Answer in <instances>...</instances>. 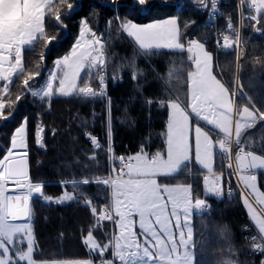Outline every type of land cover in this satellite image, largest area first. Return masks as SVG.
I'll list each match as a JSON object with an SVG mask.
<instances>
[{"label": "trees", "instance_id": "obj_1", "mask_svg": "<svg viewBox=\"0 0 264 264\" xmlns=\"http://www.w3.org/2000/svg\"><path fill=\"white\" fill-rule=\"evenodd\" d=\"M132 1L117 0L115 2L118 6L113 7L104 6L98 0H67L63 5L57 4L56 0L54 5L60 8L63 14L62 24L66 29L56 26L58 22L54 16L50 20L46 17L45 32L48 40L38 39L34 42V48L30 46L24 50L23 63L26 70L42 72V69L36 67L37 63L44 65V59H40L41 54L45 63L52 66L57 58L68 55L79 37L81 21L86 20L88 27L105 42L104 67L107 75L104 67L99 74L105 76L108 86L106 97L54 95L50 101L42 102L39 97L24 94L23 75L19 79L15 77L10 88L13 101L17 95L22 98L15 104L13 115L7 121L0 120V153L10 147L14 129L26 117L28 170L32 182L42 185L45 196L56 198L67 192L74 197L73 201H65L63 204L49 203L43 198L31 199L30 224L36 242V262L92 260L94 264H99L100 257L82 242L83 236L87 234L85 230L94 222V217L90 211L91 205L85 206L79 197L83 194L101 208L111 196V190L107 186L95 182L98 177L108 176L111 169L107 152L109 139L106 134L109 120L110 144L117 157L135 155L142 147L149 153H155L166 148L164 133L169 108L165 104L176 97H181L186 102L187 73L191 71L193 64L188 60L185 37L190 32H200L196 24V19L199 18L196 7L187 1H183L179 7L180 0H146L150 11L141 13L133 11ZM67 4H72L73 8L80 7L68 17L72 10ZM226 11L221 20V30L228 29L230 38L235 40L239 35L240 23L235 1ZM244 11L250 13L247 8ZM170 15L179 17L184 49L155 50L144 55L126 33L118 29L122 21L143 23ZM110 21L113 23H109ZM229 21L233 23L235 31L228 28ZM259 21L255 23L249 18L244 20L242 43L246 49V59L240 65L239 80L249 101L257 110L264 111V13L260 15ZM201 34L204 35L205 32ZM53 37L60 43L53 40L50 43ZM213 40L214 36L205 46L213 56V70L232 88L238 72V46L233 44L231 49L223 48L216 53ZM87 72L83 74L79 86L89 83L96 88L98 76L92 78L87 76ZM42 80L43 77H34L30 83L40 85ZM239 101L240 97L237 102ZM7 111L12 109H6ZM37 125H42L44 129L43 147L36 143ZM201 126H205V123ZM86 133L97 136L102 147L95 148L89 143ZM252 138H264V122H257L247 131L243 141ZM218 158L217 171L225 173L226 163L220 154ZM113 165L119 171L118 162ZM189 168L187 165L178 176L161 177L158 183L172 186L188 184L192 187L194 201L196 198L204 200L202 178L181 175ZM259 177L264 187L262 177ZM227 178L231 197L223 195L220 200L208 197L205 199L208 210L194 213L191 218L195 262L226 264L233 260L235 264H260L264 255L252 252L249 234L243 230L244 225L251 223L247 207L243 203L246 195L233 176ZM85 179L93 182L84 184L82 182ZM102 223L105 229L117 235L114 226L106 221ZM103 231L104 229H100L94 233L97 239H104ZM106 255L111 258L112 252ZM144 260L152 264L149 258L144 257Z\"/></svg>", "mask_w": 264, "mask_h": 264}, {"label": "snow or ice", "instance_id": "obj_2", "mask_svg": "<svg viewBox=\"0 0 264 264\" xmlns=\"http://www.w3.org/2000/svg\"><path fill=\"white\" fill-rule=\"evenodd\" d=\"M199 2L205 5V0ZM209 2L215 8L216 0ZM240 2L244 4L245 0ZM66 3L67 0H57L59 5ZM250 6L260 12L264 8V0H251ZM67 7L74 11L72 4H67ZM145 10L150 11L146 0H134V12ZM46 12L47 18L50 20L54 16L58 22L56 26L63 30V14L60 8L54 5L53 0H0V120L7 121L13 115L15 104L22 98L17 95L14 101L11 99L13 77L19 79L23 75L24 94L39 97L42 102L50 101L57 94L64 97L75 94L83 98L105 95V76L99 74L105 64V49L100 37L88 27L86 20L81 21L79 39L74 42L70 55L54 61L53 68L47 70L42 86L30 83L34 77L40 76L41 72L26 70L23 52L25 46L34 48V42L38 39L48 40L45 32ZM251 19L255 21L257 17L252 16ZM228 28L235 31L231 21ZM118 29L133 38L144 55L150 54L154 49L171 50L185 47L180 42L183 34L174 18L160 19L143 25L126 20L118 25ZM52 39L55 43H60L54 37ZM239 43L238 35L235 40L229 35L223 36L224 49H231L233 44ZM187 52L190 54L188 60L194 65V70L187 73L190 98L185 102L181 97H176L165 104L170 109L164 133L166 151L149 153L142 147L135 155L114 157L120 162L119 171L113 168L115 176L110 173L106 177H98L95 181L111 189V196L103 207L98 208L83 194L79 197L85 206L91 205L90 211L94 217V222L85 230L87 234L83 236L82 242L100 257L99 264H117V261L129 264V256L139 259L140 264H148L144 257L149 258L152 264H196L193 228L188 223L190 209L193 207L192 189L182 184L172 186L158 183L157 178L179 174L194 156L195 163L215 177L209 191L220 195V189L215 185L221 177L213 172L214 149L217 145L221 153L228 152L231 146L235 145L234 164L238 173L237 180L243 184L248 194L255 198L257 204L264 205V192L258 188V176L255 171L264 170V146H259L258 152L242 140L246 129L264 121V111L254 108L250 110V107L246 106L242 111L235 110L239 118L234 120V101L230 99L229 89L213 74L212 54L206 50L204 43L194 39L188 40ZM40 59H44L43 54ZM36 67L43 69L45 66L37 63ZM85 69L88 70L87 76H98L96 88L89 83L78 86V81L82 80L81 73ZM56 81L58 86L54 87ZM6 109L12 111L6 112ZM193 116L196 118L195 122ZM200 121L205 122V126H201ZM27 123L25 117L14 129L10 147L0 153V264H37L34 259L36 242L32 225L10 221L31 218L29 201L33 193L40 194L49 203L53 202V198L43 195L42 185L32 182L29 175ZM43 131V126L37 125L36 143L41 147L44 146ZM221 133L223 138H218ZM106 134L110 141V120ZM86 135L95 148L102 147L95 136L90 133ZM16 149L25 151L16 153L13 151ZM108 150L112 151L110 143ZM228 168L232 169L233 164L230 163ZM204 179L207 181L208 177L205 176ZM10 181L18 189L26 191L21 195H8L7 185ZM92 182L85 179L82 183ZM73 199L72 194L66 192L54 202L63 204ZM243 203L258 225L259 236L251 238L254 251L264 255V219L257 215L247 196ZM194 206L202 212L208 210L203 199L196 198ZM173 218L175 227L180 229L178 241L173 234ZM105 221L118 229L119 234L105 229L102 223ZM137 227L139 232L136 231ZM100 229H104L103 240L97 239L94 234ZM183 229H187V232ZM141 236L144 238L143 247L139 243ZM141 247L142 252L126 251L131 248L140 250ZM110 251L111 258L106 255ZM137 259H133L131 264H137ZM79 264H94V261L87 260ZM226 264H235V261L229 260ZM260 264H264V259Z\"/></svg>", "mask_w": 264, "mask_h": 264}, {"label": "crops", "instance_id": "obj_3", "mask_svg": "<svg viewBox=\"0 0 264 264\" xmlns=\"http://www.w3.org/2000/svg\"><path fill=\"white\" fill-rule=\"evenodd\" d=\"M56 0H53V3L55 2ZM46 17H47V12H46ZM45 22H46V20H45ZM28 47H30V46H28ZM27 47V48H28ZM27 48H25V49H27ZM24 49V50H25ZM190 55V54H189ZM213 68H214V64H213ZM192 70H194V65H193V68L191 69V71ZM213 74L214 75H216V72L213 70ZM217 78L218 79H220L221 80V82L222 83H224L225 84V86L229 89V96H230V99H232L233 101H234V120H235V114H236V112H235V110L236 109H239V110H241L242 111V109H243V107H246V106H248V107H250V110H253V108L255 109V110H257L256 109V107L253 105V103H251V101H249V99L247 98V95L244 93H237V96H236V92H234V90L228 85V83L226 82V81H224L222 78H219L218 76H217ZM237 81L238 80H236V84H237ZM105 91V93H106V90H104ZM187 94H188V91H187ZM238 97H240V101L239 102H237L238 101ZM188 98H190L189 97V95H187V99ZM187 99H186V102H187ZM170 103V102H169ZM169 114H170V109H169V112H168V117L167 118H169ZM237 118H239L238 116L236 117V119ZM193 121H194V118H193ZM195 122V121H194ZM262 122H264V121H262ZM257 124V123H256ZM208 127H211V126H208ZM252 128V127H251ZM251 128H248V129H246L245 131H244V133H243V137H244V134L247 132V131H249ZM165 131H166V128H165ZM215 131H218V130H215ZM257 135H259V134H257ZM221 136V135H220ZM164 137H165V135H164ZM222 137H223V135H222ZM243 137H242V140H243ZM235 138V137H234ZM165 141H166V138H165ZM244 142V144H247V145H250L251 147H253V148H256L257 149V151L259 152V146H264V138H260V139H255V138H252V139H248L247 141H243ZM109 143H110V141H109ZM218 145L216 146V148L214 149V154H215V156H214V158H213V172H215L216 173V175L217 176H220L221 177V179H220V181H219V183L218 184H216V185H221L222 184V186H223V192H225V187L227 186V182L229 181V179L227 178V175H226V173H222V172H220V171H217L218 170V154H219V150H218ZM23 151H25V150H23ZM23 151H21V152H18V151H14V152H16V153H22ZM161 151V150H160ZM164 151H166V148H165V150H163V151H161V152H164ZM114 157H116L115 155L114 156H111L110 157V167H111V169H110V173L113 175V176H115V174L116 173H114V172H112V169L113 168H115L116 169V167H115V165H113L114 163H116V162H118L116 159H114ZM118 165L120 166V164H119V162H118ZM187 165H189V167H190V169L192 170V171H194V173H196V174H199V173H201V172H204L205 170H207V169H203V167L202 166H199V165H197L196 163H195V160H190L189 162H187ZM184 168H182V170H183ZM256 171V173H257V176H258V179H259V183H260V177H259V173H264V170H260V169H257V170H255ZM109 173V174H110ZM180 173H181V171H180ZM179 173V174H180ZM179 174H173V175H171V176H168V177H172V176H178ZM204 174V175H203ZM203 174H201V175H199L201 178H202V181H203V186H204V197H205V199H207L208 197H211V198H215V199H218V200H220V198H222V197H217V196H215V192H210L209 191V187L213 184V182H214V180H215V177H213V176H209L210 175V173H207V174H205V173H203ZM203 175V176H202ZM205 176H207L208 177V180L207 181H205V179H204V177ZM125 178H127V177H125ZM161 178V177H160ZM160 178H157L158 180L160 179ZM238 184H240V186H241V189L244 191V193H245V195L247 196V198L249 199V202L252 204V207L256 210V212H257V215L260 217V218H262V219H264V205H259V204H257L256 203V201H255V198L252 196V195H250V194H248V192H247V190L244 188V186H243V184L241 183V182H239L238 181ZM184 185H187V186H189L188 184H184ZM260 185H261V183H260ZM173 186H175V185H173ZM108 187V186H107ZM191 187V186H190ZM7 188H8V191H7V194L8 195H12V196H16V195H21V194H23V192L24 191H26V190H21V189H18L17 187H16V185L13 183V182H9V184L7 185ZM109 188V187H108ZM191 189H192V187H191ZM219 189H220V187H219ZM19 190V191H18ZM109 190H111L110 188H109ZM261 190L264 192V188L262 187V185H261ZM42 193H43V189H42ZM35 195V193H33V197L31 198V199H34V198H43L40 194H38V196H34ZM43 195H44V193H43ZM59 197H61V196H58V197H56V198H59ZM56 198H53V202L55 201V199ZM31 199H30V201H31ZM204 199V200H205ZM30 201H29V204H30ZM194 198H193V207L190 209V213H189V219H188V223H189V225L191 226V218H192V216H193V214L194 213H197V212H202L201 210H198V209H196L195 208V206H194ZM205 204H207V202L205 201ZM31 206V205H30ZM247 212H248V219L250 220V222L253 224V226H254V228H255V230H258V225H257V222H256V220H254L253 218H252V214H251V212L248 210V208H247ZM184 221H183V217H182V223H183ZM10 223H29L30 224V218H23V219H21V220H17V221H10ZM117 230V235L119 234V230L118 229H116ZM185 232H187V229H183ZM136 231L137 232H139V229H138V227L136 228ZM179 231H180V229H177L176 227H175V220H174V218H173V234L175 235V237H176V239H177V241L179 240ZM258 232H259V230H258ZM143 237L141 236V237H139V243L142 245V247L144 246L143 245ZM142 247H141V249L140 250H137V249H135V248H131V249H126V251H128V252H133V251H140V252H142ZM128 259H129V264H131V261L133 260V259H137V258H133V257H131V256H129L128 257ZM137 263L139 264L140 263V261H139V259H137Z\"/></svg>", "mask_w": 264, "mask_h": 264}, {"label": "built area", "instance_id": "obj_4", "mask_svg": "<svg viewBox=\"0 0 264 264\" xmlns=\"http://www.w3.org/2000/svg\"><path fill=\"white\" fill-rule=\"evenodd\" d=\"M190 1L192 4L194 5H198V9H199V12H200V17H199V20L200 18L202 20L198 21L200 24V28L203 30V31H207V32H210L212 35H215V38L213 40V44H214V47H216V50H220L222 47H223V36L224 35H228L227 33H224L222 34L220 32V21L223 19V17L225 16L226 14V10L227 8L232 4V2L235 1V4L237 5V8H238V11H239V22H240V26H239V39L242 35V30H243V20L246 19L247 17H252V16H256L257 15L255 13H252L251 15H245L242 11L243 9V6L247 4V7L250 8L251 10L254 11V7H251V0H245V3L244 4H241L240 0H216V4H215V8H213V6L211 5V3L209 2V0H205V5H202L199 0H188ZM256 22L258 21V17H257V20H255ZM187 39H194L196 40L197 42H200V43H204V44H208L209 43V36H203V38H200V36H198L197 34H194V33H191L190 35H188ZM239 47H241L240 43L238 44ZM244 56V50L242 52V55L241 57ZM94 136V135H92ZM97 139L98 137L95 136ZM89 143H92L91 140L89 139ZM233 147L234 145L231 146V148L229 149V153L228 152H225V153H222V158L228 162L227 164V171L229 173H232L236 178H237V171H236V168H235V164H234V150H233ZM233 164V168L232 169H229L228 168V165L229 164ZM126 170V169H125ZM229 194H230V191L227 192L226 196L229 197ZM243 230H245V232H247L249 234V239L250 241L252 242V251L254 253H257L256 251H254V245H253V241H252V237H258V233L256 232L255 233V230H253V227L250 223L244 225L243 227ZM259 242V241H257ZM264 259V257H263ZM117 264H121V262L117 261Z\"/></svg>", "mask_w": 264, "mask_h": 264}, {"label": "rangeland", "instance_id": "obj_5", "mask_svg": "<svg viewBox=\"0 0 264 264\" xmlns=\"http://www.w3.org/2000/svg\"><path fill=\"white\" fill-rule=\"evenodd\" d=\"M102 5H104V6H107V5H112L113 7H117L118 6V4L115 2V1H117V0H98ZM108 3V4H107ZM132 3H134V0L132 1ZM105 4H107V5H105ZM133 5V4H132ZM79 7L80 6H77V9H79ZM147 10H145V12H146ZM144 12V11H143ZM263 12V10L261 9V11L260 12H257L258 14H261ZM142 13V12H141ZM68 16V15H67ZM165 18H174V19H176L177 21H178V25H179V27L181 26L180 25V21H179V17H178V15L177 16H175V15H170V16H166ZM164 18V19H165ZM156 20H160V19H158V18H154V20H151V21H148V22H143V23H139V22H136V21H134V20H131L133 23H136V24H141V25H143V24H147V23H151V22H154V21H156ZM254 22V21H253ZM260 22V21H259ZM255 23H257V22H255ZM63 26H65L64 24H62ZM64 29H66V26L64 27ZM81 29V28H80ZM92 30V29H91ZM93 31V30H92ZM242 33H243V31H242ZM126 35H127V33H126ZM238 36H240V35H238ZM90 37H86V39H89ZM129 39H131L134 43H135V45L138 47V49H139V46L136 44V42H135V40L133 39V38H131V37H128ZM77 39H79V37L77 38ZM76 39V40H77ZM53 39H51L50 40V43H51V41H52ZM180 42H182V40L180 41ZM243 34L241 35V37H240V45H241V47H238V49H237V57H238V64H237V69H238V72H237V78H236V80H238L237 81V84L235 83V85H234V87H232V89L234 90V92H236V96H237V93H243L244 94V92H243V87H242V84H241V82H240V80H239V73H240V65H241V63L242 62H244V60L246 59V57H245V55H246V49H245V46L243 45ZM102 45L104 46V49H105V42H103L102 41ZM237 46H239V45H237ZM28 46H25V48H27ZM206 48V47H205ZM155 50H165V51H167V50H169V49H154V50H152V51H155ZM171 50H179V49H171ZM206 50H207V48H206ZM243 50H244V56L243 57H241V55H242V52H243ZM71 52V51H70ZM70 52H69V54L68 55H70ZM23 54H24V52H23ZM65 55H63V57H64ZM62 57V58H63ZM215 57V56H214ZM23 61H24V55H23ZM44 68L42 69V72H41V75L40 76H36V78H41V77H43V80H44V78L47 76V70L48 69H52L53 68V66H52V64L51 65H47L46 63H45V58H44ZM53 65H54V63H53ZM51 66V67H50ZM85 72H87V69H85V71L84 72H82L81 73V77H83V74L85 73ZM14 78L15 77H13V80H14ZM43 80H42V82H41V84H40V86H42V84H43ZM31 82V81H30ZM79 83H80V81H78V86H79ZM36 84H34V86H35ZM38 85V84H37ZM56 86H58V81H56V82H54V87H56ZM58 95V94H57ZM58 96H60V95H58ZM238 99V98H237ZM236 117H237V115L235 114V119H236ZM193 118H194V121H195V117L193 116ZM202 123H205V122H203V121H200V124L202 125ZM221 136L223 135L222 133L220 134ZM26 139H27V136H26ZM24 149H16V150H13V151H18V152H21V151H23ZM214 156H215V154H214ZM214 158V157H213ZM192 160H194V156H193V159ZM203 173H205V174H207V173H209L208 172V170H205L204 172H201V173H199V174H203ZM204 175V174H203ZM209 176H212L211 174L209 175ZM158 178H160V177H158ZM257 185H258V188L260 189V191H262L261 190V185H260V183H259V179H257ZM216 187H220V195H216L215 194V196H217V197H223V195H224V192H223V186H222V184L221 185H215ZM19 191V190H18ZM263 192V191H262ZM83 261H87V260H83ZM79 262H82V261H74V260H72V261H60V262H49V263H43V262H37V264H79Z\"/></svg>", "mask_w": 264, "mask_h": 264}, {"label": "water", "instance_id": "obj_6", "mask_svg": "<svg viewBox=\"0 0 264 264\" xmlns=\"http://www.w3.org/2000/svg\"><path fill=\"white\" fill-rule=\"evenodd\" d=\"M101 44H102V42H101ZM28 171H29V170H28ZM34 196H38V194H36V193H35V195H34Z\"/></svg>", "mask_w": 264, "mask_h": 264}]
</instances>
